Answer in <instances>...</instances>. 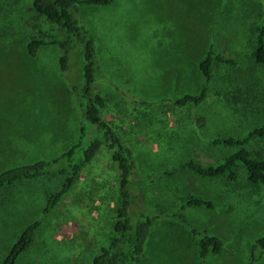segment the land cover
<instances>
[{"label": "rangeland", "instance_id": "374dc122", "mask_svg": "<svg viewBox=\"0 0 264 264\" xmlns=\"http://www.w3.org/2000/svg\"><path fill=\"white\" fill-rule=\"evenodd\" d=\"M261 6L264 0H111L77 10L94 43L93 86L105 101L103 119L132 152L134 207L152 217L133 264H264V249L251 250L264 235V187L248 185L239 168L235 182L190 172L158 175L191 159L216 164L235 147L211 141L241 139L261 124L264 71L248 59L251 31L264 26ZM59 36L30 0H0V172L50 160L77 140L80 111L72 86L81 82V64L73 52L67 69L59 68L60 51L51 44ZM30 39L44 44L34 57L26 52ZM209 49L221 62H213L206 98L198 106L172 105L199 94L197 63ZM240 100L247 113L239 114ZM246 147L264 158V141ZM62 181L49 175L0 189V263L21 231L39 221L15 264H91L113 222L114 169L101 149L42 217L47 196ZM188 196L213 207L183 208L186 227L171 215ZM189 228L220 239L221 253L197 255Z\"/></svg>", "mask_w": 264, "mask_h": 264}, {"label": "trees", "instance_id": "16d2710c", "mask_svg": "<svg viewBox=\"0 0 264 264\" xmlns=\"http://www.w3.org/2000/svg\"><path fill=\"white\" fill-rule=\"evenodd\" d=\"M31 8L45 23L54 26L59 32L58 40L51 42L60 51L59 68L65 71L71 55L78 54L81 64V82L72 86L77 106L80 111V123L76 142L66 151L50 160H38L21 164L0 172V189L10 185L31 181L37 178L57 175L63 178L59 188L50 193L41 211L45 217L56 205L59 199L75 184L82 169L103 149L111 162L115 174L117 204L113 213V222L109 233L92 257L91 264H133L142 252L149 234L152 217L134 207V200L129 191V182L135 170L131 149L121 137L116 135L103 119L105 101L93 83L97 70L94 43L89 33L76 18L80 6H106L111 0H30ZM261 8L264 10L263 6ZM252 46L249 50V61L264 71V26H257L251 31ZM43 42L30 39L26 44L29 57H34ZM221 59L209 49L197 63V69L203 79L199 94L183 95L171 103L174 106H198L206 98V88L211 80L213 62ZM93 86V88H92ZM240 113H247L245 100L237 102ZM243 115V114H242ZM250 140L264 141V116L259 126L252 128L243 138H219L212 145L233 146L235 151L225 156L216 164L200 165L193 159L179 163L158 175L169 177L182 172H190L201 178H225L235 182L238 178V168L245 174L248 185L264 187V158L259 154L252 155L247 149ZM146 179L141 181L145 183ZM186 207L212 209L209 200L198 196H188L172 218L188 227V223L180 214ZM39 221L26 226L0 264H15L17 259L26 253L31 245L33 234ZM191 235L197 239L198 255L206 253L218 254L222 241L189 228ZM264 249V235L255 241L251 250Z\"/></svg>", "mask_w": 264, "mask_h": 264}, {"label": "crops", "instance_id": "0c3cea01", "mask_svg": "<svg viewBox=\"0 0 264 264\" xmlns=\"http://www.w3.org/2000/svg\"><path fill=\"white\" fill-rule=\"evenodd\" d=\"M176 223H177V222H176ZM174 225H175V226H178V225L180 226V224H178V223H177V224L174 223ZM148 235H149V234H148ZM147 238H148V236H147ZM190 242L192 243L193 248H194V251H195V249H196V247H197V244H196V243L194 244V241L192 240V238L190 239ZM220 251H221V250H220ZM219 253H221V252H219ZM219 253H218V254H219ZM209 254H210V255H216V254H212V253H209ZM197 255H198V252H197Z\"/></svg>", "mask_w": 264, "mask_h": 264}]
</instances>
